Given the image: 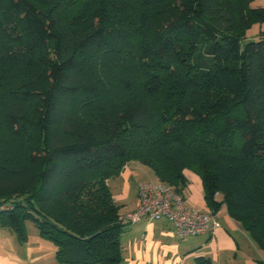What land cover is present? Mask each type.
I'll use <instances>...</instances> for the list:
<instances>
[{"label": "trees", "instance_id": "1", "mask_svg": "<svg viewBox=\"0 0 264 264\" xmlns=\"http://www.w3.org/2000/svg\"><path fill=\"white\" fill-rule=\"evenodd\" d=\"M260 19L250 0H0V227L122 264L107 179L136 160L178 193L195 170L264 249Z\"/></svg>", "mask_w": 264, "mask_h": 264}, {"label": "crops", "instance_id": "2", "mask_svg": "<svg viewBox=\"0 0 264 264\" xmlns=\"http://www.w3.org/2000/svg\"><path fill=\"white\" fill-rule=\"evenodd\" d=\"M136 160L126 162L118 175L107 179L119 213L138 206L136 187L144 180H158L152 169ZM187 183L180 195L187 207L210 208L204 198L201 178L185 169ZM220 226L198 235L180 236L166 217L127 224L120 236L122 264H198L205 257L210 264H264V249L253 241L242 224L232 218L224 203L216 207ZM21 239L13 229L0 227V264H66L55 255L56 247L42 237L32 222L25 223Z\"/></svg>", "mask_w": 264, "mask_h": 264}, {"label": "built area", "instance_id": "3", "mask_svg": "<svg viewBox=\"0 0 264 264\" xmlns=\"http://www.w3.org/2000/svg\"><path fill=\"white\" fill-rule=\"evenodd\" d=\"M138 206L120 214L127 224L143 217L151 220L166 217L180 236L198 235L220 226L215 210L187 207L173 186L161 180H144L136 187Z\"/></svg>", "mask_w": 264, "mask_h": 264}, {"label": "rangeland", "instance_id": "4", "mask_svg": "<svg viewBox=\"0 0 264 264\" xmlns=\"http://www.w3.org/2000/svg\"><path fill=\"white\" fill-rule=\"evenodd\" d=\"M250 5L251 7H263L264 8V0H250ZM264 33V19L257 20L256 22L252 23V25L247 29L246 31V38L244 41L250 40V39H256L258 36ZM145 167H148L144 165ZM149 171H151L150 167H148ZM192 171V173L200 175L193 169L191 168H186ZM185 170V169H184ZM201 178V177H200ZM202 181V180H201ZM219 199V196H217ZM220 200V199H219Z\"/></svg>", "mask_w": 264, "mask_h": 264}]
</instances>
